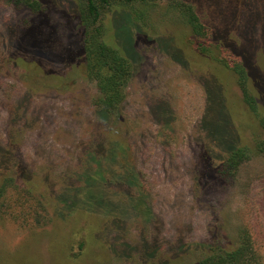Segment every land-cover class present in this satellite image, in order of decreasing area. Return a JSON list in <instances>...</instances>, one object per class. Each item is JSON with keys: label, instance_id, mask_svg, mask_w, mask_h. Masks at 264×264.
Instances as JSON below:
<instances>
[{"label": "trees", "instance_id": "16d2710c", "mask_svg": "<svg viewBox=\"0 0 264 264\" xmlns=\"http://www.w3.org/2000/svg\"><path fill=\"white\" fill-rule=\"evenodd\" d=\"M8 1L30 14L0 32V65L4 62L15 69L32 88H62L79 79L91 81L96 89L92 106L97 121L105 126L121 122L125 89L137 60L134 39L148 36L143 28L148 26L152 0ZM261 1L253 5V0H171L165 9L176 13L189 44L216 67L215 75L202 80L205 143L200 174L210 182L230 180L244 163L264 158V71L256 59L262 49L260 38L264 40V31L257 33L258 25L264 24ZM52 9L77 23L75 48L53 39ZM120 14L130 17L127 40L118 35ZM173 39L168 34L152 42L173 61L185 62ZM28 104L26 97L20 109ZM16 117L14 130L20 126ZM255 127L259 128L253 132ZM17 136L18 132L12 131L7 146L0 144V214L19 226L26 223L21 220L24 218L32 226L66 227L68 234L81 239L79 255L91 234L102 232L113 235L108 247L115 257L136 258L140 264H264V254L245 227L237 230L231 245L187 242L165 247L161 255L159 246L144 237L134 243L124 238L120 232L127 217L141 215L146 222L151 218L140 172L127 155L126 136L113 141L108 135L95 141L71 176H51L50 171L38 178L17 154ZM58 178L71 187L69 193L62 191L61 197L52 193ZM115 183L134 188L135 194L127 193L126 199L110 194L109 187ZM41 185L49 191L43 193ZM81 212L85 213L82 218L78 216ZM65 214L72 215L67 222L60 219Z\"/></svg>", "mask_w": 264, "mask_h": 264}, {"label": "rangeland", "instance_id": "374dc122", "mask_svg": "<svg viewBox=\"0 0 264 264\" xmlns=\"http://www.w3.org/2000/svg\"><path fill=\"white\" fill-rule=\"evenodd\" d=\"M39 1L53 4L52 0ZM170 2L152 0L148 26L143 28L148 36L138 35L134 39L137 60L125 89L121 122L105 126L97 121L92 106L96 94L93 82L79 79L62 88H32L3 62L0 144L7 146L10 133L17 131L16 152L37 178L50 171L51 176L61 173L67 177L74 174L81 159L87 158V151L93 149L95 141L108 135L113 141L126 136L127 155L140 172L151 218L146 222L141 215L127 217L120 232L124 238L134 243L144 237L159 246L161 255L165 247L170 249L171 245L187 242L231 245L237 230L245 227L264 254V158L256 157L244 163L234 178L222 183L201 177L205 143L201 125L205 111L202 80L215 75L216 67L189 44L179 17L165 10ZM261 2L253 0V5ZM51 12L53 39L62 46L75 48L77 23L63 18L59 9ZM29 14L8 0H0V32ZM128 17L120 14L117 24L118 35L126 40ZM257 29L258 34L264 31V24L260 23ZM168 34L183 52L185 62L173 61L152 42ZM260 40L262 49L258 50L256 59L264 71V40ZM26 97L29 104L20 109L19 104ZM15 117L20 124L18 130L13 129ZM58 179L52 193L61 197V192L69 193L71 187H65ZM72 180H76L74 176ZM40 190L47 193L49 188L41 185ZM109 192L126 199L127 193L132 194L135 189L115 183L110 185ZM84 215L81 212L78 216ZM71 216L65 214L60 219L67 222ZM21 220L27 224L19 226L0 214V264H140L136 258L114 256L108 247L113 237L110 233L109 236L102 232L91 234L79 255L81 239L68 234L70 230L67 232L66 227L56 229L51 224L38 227L28 224V219Z\"/></svg>", "mask_w": 264, "mask_h": 264}]
</instances>
